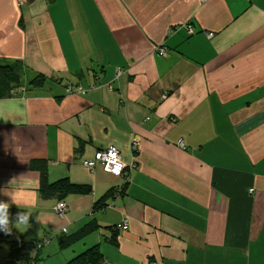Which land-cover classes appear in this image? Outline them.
<instances>
[{
  "label": "crops",
  "instance_id": "crops-1",
  "mask_svg": "<svg viewBox=\"0 0 264 264\" xmlns=\"http://www.w3.org/2000/svg\"><path fill=\"white\" fill-rule=\"evenodd\" d=\"M16 61L23 85L0 98V201L19 207L12 192L36 219L0 263L25 264L23 243L39 242L37 264L95 245L101 264H264V0H0V65ZM109 145L136 158L128 175L84 166ZM40 160L50 182L92 192L59 215Z\"/></svg>",
  "mask_w": 264,
  "mask_h": 264
},
{
  "label": "trees",
  "instance_id": "trees-1",
  "mask_svg": "<svg viewBox=\"0 0 264 264\" xmlns=\"http://www.w3.org/2000/svg\"><path fill=\"white\" fill-rule=\"evenodd\" d=\"M23 65L20 64L18 61L11 64L0 65V98L8 97L13 94L14 90L21 87L23 85ZM47 77L43 74H38L30 84L34 87H42L45 82L47 81ZM33 166L40 170L41 179H40V187L39 191L44 198L51 199L55 198L58 201L64 200L71 194H89L92 192V186L87 184H81L73 182L70 178L65 177L61 178L57 181L50 182L48 178V162L47 161H35L33 162ZM114 194L113 190H109L97 204V207L104 206V199L110 197ZM11 217L13 220L15 219L16 213L20 211H27L25 208L21 207H10L9 209ZM30 223H33L36 219V213L32 212ZM96 227L92 225H88L84 227L76 236L69 238L67 240L62 241L61 246L66 247L71 242L83 237L85 234L89 233ZM14 226L11 228L10 233H5L4 231H0V247L7 243L11 242V236L14 230ZM39 243V242H38ZM36 243V244H38ZM34 244V243H33ZM41 244V243H40ZM35 245V244H34ZM29 242L23 243V249L28 248V252L23 253L22 259L25 264H37L38 257H31L29 252L33 251V246ZM42 245V244H41ZM40 249V248H39ZM39 249L35 252L38 253ZM37 256V255H36ZM103 260V255L99 249L98 245L92 246L85 250L84 252L80 253L79 255L75 256L73 259L68 261L65 264H101ZM2 264V263H0Z\"/></svg>",
  "mask_w": 264,
  "mask_h": 264
},
{
  "label": "built area",
  "instance_id": "built-area-1",
  "mask_svg": "<svg viewBox=\"0 0 264 264\" xmlns=\"http://www.w3.org/2000/svg\"><path fill=\"white\" fill-rule=\"evenodd\" d=\"M189 33H193L194 30L191 26L188 27ZM214 36L213 32L208 33V37ZM159 54L164 55L166 50L165 48H159ZM122 74L121 70L117 71L116 77L118 78ZM93 87V86H92ZM67 91L70 93H79L84 92L83 86H72L69 85L67 87ZM139 137L135 138L133 141V145L138 147L140 145ZM182 147H185V144L180 141ZM136 158L133 159L132 162L126 163L123 159L120 149L116 145H109L106 147L99 148L96 150L94 156L92 158H86L83 160L84 166L94 169L97 165H101L106 171L110 172L116 176H125L130 173L132 169L137 166ZM251 189L250 191H252ZM68 209V204L65 200H60L55 206V212L61 216L65 215L66 210ZM128 225V221L125 219L119 226V228H126ZM66 230V229H65ZM41 247V244H35L33 246V251L36 252ZM139 264H158L157 261H142Z\"/></svg>",
  "mask_w": 264,
  "mask_h": 264
},
{
  "label": "clouds",
  "instance_id": "clouds-1",
  "mask_svg": "<svg viewBox=\"0 0 264 264\" xmlns=\"http://www.w3.org/2000/svg\"><path fill=\"white\" fill-rule=\"evenodd\" d=\"M4 194L9 196L12 201L20 207L12 192L5 191ZM10 207L11 205L9 202L0 201V231H4L5 233H10L13 226L19 229L21 225L28 226L32 215L30 209L27 211H20L16 213L15 219L13 220L9 211Z\"/></svg>",
  "mask_w": 264,
  "mask_h": 264
}]
</instances>
